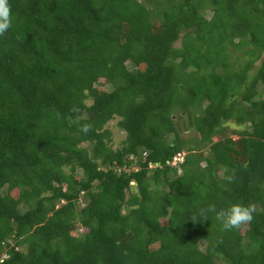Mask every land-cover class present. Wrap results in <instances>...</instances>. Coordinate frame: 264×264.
<instances>
[{
  "label": "trees",
  "instance_id": "obj_1",
  "mask_svg": "<svg viewBox=\"0 0 264 264\" xmlns=\"http://www.w3.org/2000/svg\"><path fill=\"white\" fill-rule=\"evenodd\" d=\"M8 3L0 264H264V0Z\"/></svg>",
  "mask_w": 264,
  "mask_h": 264
},
{
  "label": "clouds",
  "instance_id": "obj_2",
  "mask_svg": "<svg viewBox=\"0 0 264 264\" xmlns=\"http://www.w3.org/2000/svg\"><path fill=\"white\" fill-rule=\"evenodd\" d=\"M10 27L11 14L8 0H0V34L6 32ZM81 131L87 134L90 131V126L83 125ZM207 211L214 214L216 221L224 230H232L242 223L251 222L255 209L250 205L235 203L220 210H217L214 205L209 206Z\"/></svg>",
  "mask_w": 264,
  "mask_h": 264
},
{
  "label": "rangeland",
  "instance_id": "obj_3",
  "mask_svg": "<svg viewBox=\"0 0 264 264\" xmlns=\"http://www.w3.org/2000/svg\"><path fill=\"white\" fill-rule=\"evenodd\" d=\"M236 56H241V53L240 52L234 53L233 57L235 58ZM243 61H244V59H243ZM258 66H259V64L257 65V67ZM253 74H254V71H252L249 75H253ZM199 82H200V78H198L196 83H199ZM98 88L99 89L102 88V89H104L107 92L111 90V87H109L107 85L104 86V87H103V85L102 86H98ZM187 88H188V86H187ZM202 108H204V107H202ZM174 110H175L174 114L172 115L173 118L175 120L176 119H180V127H181V131H182L181 132V138L183 140L187 141L188 142V146L190 147L192 145L191 141L198 140V133L194 130L193 126L189 125V116L188 115H185V113H182L180 111V108H176ZM117 123H118V119H114L113 121H111L108 124V127H107L108 130L111 133V145H112V147L114 149H117V148H119L122 145L123 141L125 140V136H126V134L118 127ZM223 129H224L223 133L221 135L216 136L214 138V142L218 141L219 139L224 138L225 136L230 137V138H232L234 140L238 139V136L233 134V131L237 129L234 126L233 123H228V124L224 125ZM200 151L197 150L195 152L199 153ZM201 152H205L206 155H207L208 150L206 148H204V149H202ZM78 175L80 176L81 174L78 172ZM204 247H205V245L201 244V248L204 249Z\"/></svg>",
  "mask_w": 264,
  "mask_h": 264
},
{
  "label": "built area",
  "instance_id": "obj_4",
  "mask_svg": "<svg viewBox=\"0 0 264 264\" xmlns=\"http://www.w3.org/2000/svg\"><path fill=\"white\" fill-rule=\"evenodd\" d=\"M183 160H184V155L183 154L178 155L176 158H174L172 165L176 166L178 164H181Z\"/></svg>",
  "mask_w": 264,
  "mask_h": 264
}]
</instances>
